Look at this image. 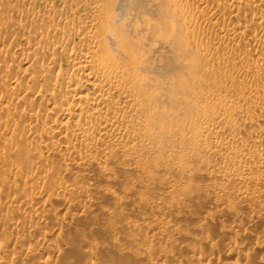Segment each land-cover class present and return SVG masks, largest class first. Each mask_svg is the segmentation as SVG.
Here are the masks:
<instances>
[{"label":"bare ground","instance_id":"bare-ground-1","mask_svg":"<svg viewBox=\"0 0 264 264\" xmlns=\"http://www.w3.org/2000/svg\"><path fill=\"white\" fill-rule=\"evenodd\" d=\"M207 31L210 39L201 35ZM1 32L8 50L0 48V157L8 155L9 165L5 171L0 165V191L9 193L7 204L26 206L15 214L20 218L42 220L48 205L42 197L62 191L39 182L55 171L38 165L46 151L74 168L101 171L118 152L137 164L149 149L178 171L196 164L193 172L210 180L218 200L225 189L217 185L236 184L232 195L241 199L252 195V183L264 185V0L0 1ZM10 51L20 52L19 71ZM34 182L33 196L8 187ZM76 192L86 196L88 189ZM75 200L67 206L79 205ZM3 222L26 246L21 257L30 262L22 264H33L28 258L48 232L20 238L11 220ZM8 241L0 236V250ZM198 246L187 258L204 262ZM143 252L169 255L158 247ZM49 253L46 261L54 263ZM112 256L104 263L116 264L123 253ZM0 264H7L2 257Z\"/></svg>","mask_w":264,"mask_h":264},{"label":"rangeland","instance_id":"rangeland-1","mask_svg":"<svg viewBox=\"0 0 264 264\" xmlns=\"http://www.w3.org/2000/svg\"><path fill=\"white\" fill-rule=\"evenodd\" d=\"M18 33L21 34L20 30L15 32L16 37L20 38ZM204 33L207 37L202 36L203 38H209L213 34L212 31L211 34L207 31L201 35ZM24 34L27 36L30 32H24ZM226 45L224 47L230 44ZM28 47L25 50H28ZM0 48L8 50L5 42H0ZM214 50L221 52L223 49L216 47ZM214 50L212 52L217 53ZM9 53L12 56L13 65L16 64L15 68L11 69L17 68L19 71L23 63L19 61L22 58L20 52L11 54L10 51ZM225 64L227 66V63ZM223 65L221 63V67ZM225 66L221 72L217 69L220 72L219 78L222 80L217 79L218 73L217 75L215 73L216 81L220 82L218 85L226 79L227 71L225 72L224 69L227 67ZM217 70L215 69L214 72H218ZM243 106L250 107L251 105L246 103ZM31 127L27 125V128L36 130ZM147 151L144 152L145 157L151 154L149 149ZM118 153L110 163L106 164V167L101 165V171L105 168L104 171L108 174L106 178H102L101 171H98L100 169L97 170L96 167L81 170L74 168L72 160L63 162L52 153L42 152L38 158V165L49 166L48 168L54 169L61 176L53 171L52 176L44 180L40 179L42 181L39 182L49 184L51 188L59 186L63 191V193L56 191L58 193L56 195L54 193L42 197L48 203L47 209L43 210L42 220H33L29 217H27L29 219L20 218L18 213H23L26 206L14 207L7 204L8 199H5L9 193L6 192V196L2 188L3 190L0 191V203H2L0 226H2L1 222L11 220L13 229H17L13 230V233L19 232L18 237L20 235L22 237L23 235L25 237L36 236L39 232H48L49 238L37 242L39 246L35 254L28 258L32 259L31 263L105 264L107 258L111 255L114 257L119 251L123 253V256L121 260L119 258L116 261V264H151L153 262H160L159 264H264V185H258L257 182L252 183V186H248V189L253 192L252 195L243 199L232 195L238 189L236 184L227 182L224 183L225 186L222 184L224 187L217 185L225 189V196L218 200L214 199L209 192V188L212 187L210 180L196 174V170L193 172V168H196L194 163L195 166L189 165L194 167L187 168L191 172L184 169V173L183 170L178 171L177 168L169 166L172 163L166 157L150 156V159L147 157L141 160L145 163L139 161L136 164L133 161L134 165L130 162L131 160H128L129 158L123 155L122 157ZM7 156L4 154L0 157L3 171L9 165ZM0 181L2 184V178ZM36 183L30 184L26 189L16 186L15 183L8 184V187L16 188V194L26 193L33 196L37 195L39 190V185ZM77 188L88 189L87 197L75 195V193L78 194ZM170 191L173 196L166 194ZM72 199L80 201V206L75 200V205L68 207L67 203ZM3 203L7 205L4 206ZM155 221L159 222L157 228ZM3 229L0 227V236L9 241L1 246L3 250H0V257L5 259L7 264L26 262L27 260L24 261L21 257L26 246H23V243H16L11 233ZM212 242L215 244L211 245ZM193 245L201 246V248L198 247L201 250L200 254H203L204 262L197 261V263L196 259L187 258L197 253L190 250ZM144 246L167 249L169 255L163 258L155 253L147 257L143 252ZM45 248L49 250L54 263L46 261Z\"/></svg>","mask_w":264,"mask_h":264}]
</instances>
